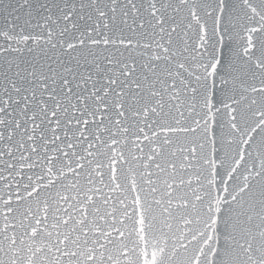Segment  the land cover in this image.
<instances>
[{
    "label": "snow or ice",
    "instance_id": "6c2138e0",
    "mask_svg": "<svg viewBox=\"0 0 264 264\" xmlns=\"http://www.w3.org/2000/svg\"><path fill=\"white\" fill-rule=\"evenodd\" d=\"M0 264H264V0H0Z\"/></svg>",
    "mask_w": 264,
    "mask_h": 264
}]
</instances>
